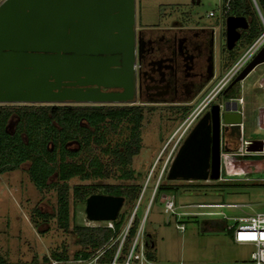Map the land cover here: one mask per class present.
<instances>
[{
	"label": "rangeland",
	"instance_id": "1",
	"mask_svg": "<svg viewBox=\"0 0 264 264\" xmlns=\"http://www.w3.org/2000/svg\"><path fill=\"white\" fill-rule=\"evenodd\" d=\"M193 1L139 0L140 19L143 23L151 25H168L173 21H178L182 24H203L214 27L217 66L215 74L218 81L240 57L248 44L242 42L241 36L234 48L230 50L235 52V57L228 59L230 51L225 48L226 17L222 15L223 4L220 0H198V3ZM255 1L264 17V10H262L259 0ZM254 9L257 15L255 23L262 30L263 27L255 6ZM209 12H213L214 15L208 16ZM263 72L264 62L258 64L237 84V86L240 85V96L238 97L242 99L243 135L246 138L256 140L264 139V91L258 84ZM213 101L218 102L220 99L215 97ZM198 102L186 107V114ZM119 105H134L142 109L143 119L138 126L139 150L132 157L131 164L126 167V169H132L133 177L128 180H121L117 177L120 172L115 171L112 177L103 180L80 181L76 177L69 179L67 181L70 188L68 227L67 230H64L59 228L56 218L43 220L36 217L33 211L34 208H37L42 213L52 214L55 212L58 205L56 186L37 189L27 174L29 162L21 163L12 171L0 173V254L11 264H34L33 259L40 263L43 257H51L53 251L61 252L62 250H65L68 258H72L73 253L81 248L76 243L77 237L71 231L72 227L74 225L93 226L103 224V222L89 221L86 218L85 202H74L71 187L74 184L88 183H133L140 186V194L133 205H123L119 211L118 218L123 216L124 223L117 238L118 243L120 241L123 243V233L136 211V215L140 219L141 229L138 250L142 246L149 260L167 264L180 262L188 264H240L251 261L250 255L255 250L254 246L235 243L232 240L230 228L236 222L234 218L238 216L264 212V160L260 159L259 162L261 156L244 158L248 162L258 164L250 166L245 173L240 175L223 174L228 179L227 181L167 180L164 173L159 183L172 184L178 187L171 191L175 201V211L209 213L182 215L180 222L184 223V230L180 231L175 227L176 216L163 212L161 201L163 192L155 193L154 190L159 184H157V180L161 165L174 141L173 139L169 143L168 140L181 123L183 118L180 115L182 112L175 110L174 106L167 105L150 106L131 102ZM259 125L261 126L259 127ZM133 127V122L128 119L116 122L115 126H111L108 122L104 123L98 130L103 131L105 136V141L101 146L83 151L74 156L72 160L85 163L93 155L98 157L100 148L104 146L109 149L124 148L126 142H129L131 138ZM72 146L75 147L76 145L73 144ZM105 159L107 158H103V160ZM55 181H57L55 174L47 180L48 183ZM220 202L243 203L247 206L241 210L225 206L185 207L193 203ZM223 215L226 216V220ZM204 220L211 222L214 228L205 230L202 225ZM149 236L152 237L150 241L153 242L154 247L147 249L144 241ZM120 249H122V245ZM129 249L130 245L126 249L124 258ZM121 255L123 254L119 250L118 256Z\"/></svg>",
	"mask_w": 264,
	"mask_h": 264
},
{
	"label": "water",
	"instance_id": "2",
	"mask_svg": "<svg viewBox=\"0 0 264 264\" xmlns=\"http://www.w3.org/2000/svg\"><path fill=\"white\" fill-rule=\"evenodd\" d=\"M260 1L264 6V0ZM134 27L135 0H2L0 103L132 102ZM247 27L242 16L226 17V50L234 48L241 37L240 30ZM263 62L264 45L235 75L223 94ZM219 109L214 103L189 130L167 169V180L218 179ZM223 109L224 129H230L232 136L239 135L242 113L237 110V101L224 102ZM123 202L122 196L91 194L85 199L86 218L95 222L113 221ZM202 225L205 230L214 228L208 220ZM152 247L153 242L149 248Z\"/></svg>",
	"mask_w": 264,
	"mask_h": 264
},
{
	"label": "trees",
	"instance_id": "3",
	"mask_svg": "<svg viewBox=\"0 0 264 264\" xmlns=\"http://www.w3.org/2000/svg\"><path fill=\"white\" fill-rule=\"evenodd\" d=\"M259 2L264 10L260 0ZM229 15L242 16L246 19L248 27L245 31H240L244 44H250L262 32L255 23L257 15L251 0H230L225 16ZM261 15L263 16L262 13ZM228 54L232 59L235 57L233 51ZM238 88L239 86H237V96ZM186 113L187 109L184 108L181 118ZM123 119H128L134 124L131 138L124 148L109 149L104 146L100 148L98 157L93 155L85 163L72 160L83 151L101 146L105 136L103 131H98L100 126L106 122L115 126L116 122ZM142 119V109L134 105H2L0 106V173L12 171L21 163L29 162L27 174L34 186L39 190L56 186L57 191L58 205L55 212L47 214L34 208L36 217L43 220L56 218L59 228L67 230L70 189L67 181L75 177L80 181L108 179L115 171L120 172L117 176L119 179H131L133 171L126 167L131 164L132 157L138 153L140 140L138 126ZM73 144L76 146L73 147ZM103 158L107 159L103 160ZM53 174L56 175L57 181L48 183L47 180ZM173 188L178 187L159 183L155 193L172 194ZM71 193L74 202L83 203L87 196L100 193L122 196L123 205L131 206L139 197L140 186L133 183L74 184ZM118 216L119 212L116 219L111 221V226H108L106 221L93 226L74 225L71 231L77 237L76 243L81 248L73 253L72 258L88 260L102 251L96 262L99 264L111 262L119 245L117 238L124 223V217L118 218ZM139 224L140 219L135 211L120 249L123 255L118 256L116 262L124 261L126 249L133 241ZM150 240H152L151 236L144 241L146 245L149 244L146 246L147 249L152 242ZM67 258L65 250L53 251L51 257H43L41 262ZM33 260L34 264L38 263L36 259ZM0 264L11 263L0 254Z\"/></svg>",
	"mask_w": 264,
	"mask_h": 264
},
{
	"label": "flooded vegetation",
	"instance_id": "4",
	"mask_svg": "<svg viewBox=\"0 0 264 264\" xmlns=\"http://www.w3.org/2000/svg\"><path fill=\"white\" fill-rule=\"evenodd\" d=\"M213 28L209 25L182 24L178 21L168 25L145 24L140 19L139 0H135L134 92L131 103L174 106L175 110L182 112L191 104L201 102L219 81L215 74L217 66ZM228 59H232L229 54ZM234 77L207 101L197 118L198 120L210 111L214 103L220 106L219 153L225 148L236 149L238 143V135H230L231 130H225L222 123L223 103L237 101L239 82L232 84L223 94V90ZM238 86L240 96V85ZM101 89L122 91L121 88ZM215 97H219L220 101L214 102ZM119 104L125 103L114 105Z\"/></svg>",
	"mask_w": 264,
	"mask_h": 264
},
{
	"label": "built area",
	"instance_id": "5",
	"mask_svg": "<svg viewBox=\"0 0 264 264\" xmlns=\"http://www.w3.org/2000/svg\"><path fill=\"white\" fill-rule=\"evenodd\" d=\"M223 4L222 8V15L224 17L226 14V10L228 9V3L230 0H220ZM252 3L255 7H257V3L255 0H252ZM213 12H209L208 16H213ZM259 20L261 26L263 27L262 32L250 43L247 45L244 52L240 55L238 59L229 67L226 73L219 79L217 85L212 89V91L198 104L196 105L191 111L186 114L179 126L176 128L174 133H172L168 142L170 143L173 139L172 146L169 149L167 156L164 159V162L161 165V169L159 171V177L157 180V184L159 180L163 177V174L167 172V169L175 155L176 150L180 146L181 142L183 141L184 137L187 135L189 130L195 124L201 110L203 109L204 105L207 101L213 97V95L223 86L225 83L234 77L255 55L256 53L262 48L264 45V18L261 15L258 9ZM259 86L264 91V72L263 75L258 80ZM2 105H12L9 103H0ZM237 110L242 113V99L237 97ZM261 126V125H260ZM168 143V144H169ZM247 156H261L259 158L264 160V139H252L246 138L243 135V122L240 123V132L238 135V143L237 148L233 150H221L219 154L220 158V166H219V177L218 181H227L228 179L224 177L223 174L227 175H240L245 173L250 166H256L258 163L248 162L244 158ZM244 164V165H243ZM243 165V166H242ZM209 181V180H207ZM157 186V185H156ZM156 190V188H155ZM154 190V192H155ZM161 201L163 203V212L167 214H173L176 216V224L175 227L180 231L184 230V223L180 222L182 215H203L209 214L204 212H177L175 211V201L171 194L165 193L161 196ZM212 206H225L227 208H236L242 209L243 207L247 206L243 203H193L186 205V208H199V207H212ZM134 215V213H133ZM132 215V217H133ZM224 219L226 220V216ZM130 219V222L132 220ZM235 219V224L230 228V234L232 240L238 244H252L255 250L251 253V261L247 263H240V264H264V212H256L252 214H246L242 216H238ZM130 222L123 233L122 241L126 234V231L130 225ZM108 226H111V221L107 222ZM140 225L137 229L136 235L133 241L130 244V249L125 256L124 261L118 264H167V263H159L156 261L149 260L146 256V253L143 251L142 246L141 249L138 250V239L140 234ZM122 242L120 241L117 251L113 255V259L111 262L106 264H117L116 258L118 257V252L121 248ZM102 254V251H99L98 254L91 259H73L67 258L65 260H58V259H50L48 262H40L37 264H99L96 262V258ZM176 264H188V263H176ZM201 264H215V263H201Z\"/></svg>",
	"mask_w": 264,
	"mask_h": 264
},
{
	"label": "crops",
	"instance_id": "6",
	"mask_svg": "<svg viewBox=\"0 0 264 264\" xmlns=\"http://www.w3.org/2000/svg\"><path fill=\"white\" fill-rule=\"evenodd\" d=\"M226 17H227V16H226ZM199 103H200V102H199ZM199 103H198V104H199ZM198 104H197V105H198ZM259 127H260V125H259ZM153 247H154V244H153Z\"/></svg>",
	"mask_w": 264,
	"mask_h": 264
},
{
	"label": "clouds",
	"instance_id": "7",
	"mask_svg": "<svg viewBox=\"0 0 264 264\" xmlns=\"http://www.w3.org/2000/svg\"><path fill=\"white\" fill-rule=\"evenodd\" d=\"M114 105V104H113Z\"/></svg>",
	"mask_w": 264,
	"mask_h": 264
}]
</instances>
